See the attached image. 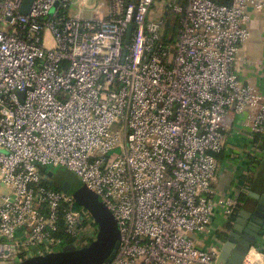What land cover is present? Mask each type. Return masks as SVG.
Listing matches in <instances>:
<instances>
[{
    "label": "built area",
    "instance_id": "obj_1",
    "mask_svg": "<svg viewBox=\"0 0 264 264\" xmlns=\"http://www.w3.org/2000/svg\"><path fill=\"white\" fill-rule=\"evenodd\" d=\"M72 1L22 15L23 0H0V261L95 239L89 212L48 187L47 168L62 167L118 223L103 264H218L195 237L209 231L226 133L240 119L264 137V92L235 71L264 0H185L152 18L156 0H107L96 20L69 16ZM236 207L222 204L226 223Z\"/></svg>",
    "mask_w": 264,
    "mask_h": 264
},
{
    "label": "crops",
    "instance_id": "obj_2",
    "mask_svg": "<svg viewBox=\"0 0 264 264\" xmlns=\"http://www.w3.org/2000/svg\"><path fill=\"white\" fill-rule=\"evenodd\" d=\"M103 5L101 17L106 15L107 1ZM249 15V38L241 46L235 71L244 83L264 92V20L262 15L254 11H249ZM173 20L174 17H171L170 22ZM239 120L226 133L224 148L217 156L218 171L212 184L213 212L209 231L195 237L199 248L215 249L217 255L224 242L227 224L222 208L224 201L232 199L237 205L238 199L249 196L250 192L264 194V178L260 177V166L252 164V161L257 162L262 158L259 144L255 141L256 136L252 137L242 130ZM253 200H247L244 204L255 206L257 201ZM243 264H264V228Z\"/></svg>",
    "mask_w": 264,
    "mask_h": 264
},
{
    "label": "water",
    "instance_id": "obj_3",
    "mask_svg": "<svg viewBox=\"0 0 264 264\" xmlns=\"http://www.w3.org/2000/svg\"><path fill=\"white\" fill-rule=\"evenodd\" d=\"M34 0H23L20 8L22 15H27ZM133 26L129 25L125 36V45L131 39ZM126 50L123 52L125 56ZM44 170V169H42ZM53 173L48 172L50 185H53ZM60 190L72 196L77 205L86 209L98 226L95 239L84 247L66 245L58 252L34 256L12 264H103L111 261L119 246V226L112 213L101 199L88 190L81 182H64ZM249 196L257 201L253 210L240 209L232 217L230 225H225L224 242L217 257L218 264H243L251 247L264 228V194L253 192Z\"/></svg>",
    "mask_w": 264,
    "mask_h": 264
},
{
    "label": "rangeland",
    "instance_id": "obj_4",
    "mask_svg": "<svg viewBox=\"0 0 264 264\" xmlns=\"http://www.w3.org/2000/svg\"><path fill=\"white\" fill-rule=\"evenodd\" d=\"M107 0H85V2L82 4L81 0H73L68 6L67 14L69 16H74L76 13H78V10L81 9V17L85 20H96L99 19L101 15V11L103 8V4H106ZM178 2L183 4L185 0H156L153 4L152 9L149 12V18L154 17L155 14L161 15L163 14L164 7L167 3H174ZM174 27V30H173ZM170 30H173V36L175 37L176 32L178 30V21L175 23V19L170 24ZM50 44V43H49ZM47 172H52V180L55 186L61 187L64 182L62 181H68V182H74L78 181L76 175L62 167H49L47 168ZM261 170V178H264V162L260 166L259 171ZM0 264H9L4 263L0 261Z\"/></svg>",
    "mask_w": 264,
    "mask_h": 264
},
{
    "label": "trees",
    "instance_id": "obj_5",
    "mask_svg": "<svg viewBox=\"0 0 264 264\" xmlns=\"http://www.w3.org/2000/svg\"><path fill=\"white\" fill-rule=\"evenodd\" d=\"M128 2H133L134 0H126ZM216 3L218 4H229L230 3V0H214ZM171 21V17L170 16H166V24H165V34H167V32L171 29L170 28V22ZM256 142H258L259 144V149L261 151V155H262V158L260 160H258L257 162L256 161H252V164H258L259 166H261L264 162V137H261V136H256ZM62 182H68V181H62ZM75 182H78V181H74V182H69L71 184L75 183ZM48 187H50L51 189L53 190H60V187L58 186H55L54 183L53 185H49ZM254 201L253 199H251L248 195L246 196H241L239 199H238V203H237V207H236V210H235V213H237L240 209H247V210H253L255 208V206H247V204H244L245 201ZM79 206V205H78ZM233 220V217L229 220V222L227 223V225L229 226L230 225V222ZM59 237H64L63 234H60ZM92 240L89 241V243H91Z\"/></svg>",
    "mask_w": 264,
    "mask_h": 264
}]
</instances>
